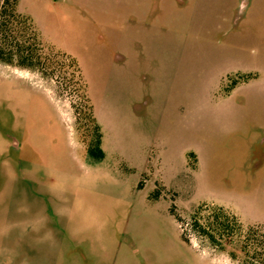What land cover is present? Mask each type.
<instances>
[{
	"label": "rangeland",
	"instance_id": "obj_1",
	"mask_svg": "<svg viewBox=\"0 0 264 264\" xmlns=\"http://www.w3.org/2000/svg\"><path fill=\"white\" fill-rule=\"evenodd\" d=\"M176 1L17 0L50 58L0 61V264H242L192 217L264 226V0Z\"/></svg>",
	"mask_w": 264,
	"mask_h": 264
},
{
	"label": "trees",
	"instance_id": "obj_2",
	"mask_svg": "<svg viewBox=\"0 0 264 264\" xmlns=\"http://www.w3.org/2000/svg\"><path fill=\"white\" fill-rule=\"evenodd\" d=\"M16 7L17 0H0V61L30 68L39 67L45 72L50 56L25 44L23 38L28 34L37 40V32L28 17L20 14ZM192 218L196 231L213 245L221 249L228 245L231 259H239L242 264H264V226L251 224L243 227L235 215L221 207H215L203 216H197L196 212Z\"/></svg>",
	"mask_w": 264,
	"mask_h": 264
},
{
	"label": "crops",
	"instance_id": "obj_3",
	"mask_svg": "<svg viewBox=\"0 0 264 264\" xmlns=\"http://www.w3.org/2000/svg\"><path fill=\"white\" fill-rule=\"evenodd\" d=\"M151 1L154 2L153 9L151 11V17L154 16V14H152V12H154V13L156 11L159 12L160 9H162L165 6V2H167V0H136L135 5L132 6V1L128 0V8H127V11H125V13H124L127 20L130 22V20H134V19L138 18L140 14H143L144 12L140 11L139 8H144V10H146V9L148 10V7L151 8V5H150ZM169 2H171V0H169ZM179 2H182V1H179ZM122 3L123 2H121L119 4L121 5ZM146 5H148V6L146 7ZM179 6L183 7L184 5L179 4ZM119 11H123V10H119Z\"/></svg>",
	"mask_w": 264,
	"mask_h": 264
},
{
	"label": "flooded vegetation",
	"instance_id": "obj_4",
	"mask_svg": "<svg viewBox=\"0 0 264 264\" xmlns=\"http://www.w3.org/2000/svg\"><path fill=\"white\" fill-rule=\"evenodd\" d=\"M245 4H246V1H244L243 3L240 4L241 10L239 9L240 10L239 13H241L243 11L242 9L244 8Z\"/></svg>",
	"mask_w": 264,
	"mask_h": 264
}]
</instances>
